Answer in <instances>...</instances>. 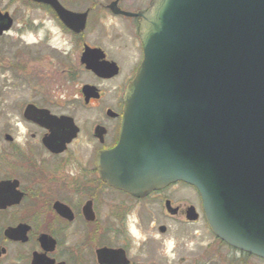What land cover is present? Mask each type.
<instances>
[{"label":"flooded vegetation","instance_id":"af4514ba","mask_svg":"<svg viewBox=\"0 0 264 264\" xmlns=\"http://www.w3.org/2000/svg\"><path fill=\"white\" fill-rule=\"evenodd\" d=\"M57 1L88 12L83 31L65 24L55 1L0 0V24L12 21L0 33V264H31L35 252L54 264H88L89 245L99 264L97 249L120 247L104 241L120 233L115 224L133 207L148 211L152 194L162 191L136 197L107 184L98 164L120 140L126 91L147 55L143 14L154 0ZM19 23V40L9 41ZM86 50L111 69L88 68ZM192 205L168 215L189 221ZM195 207L203 209L202 200ZM43 234L53 249L43 246Z\"/></svg>","mask_w":264,"mask_h":264},{"label":"water","instance_id":"95a60500","mask_svg":"<svg viewBox=\"0 0 264 264\" xmlns=\"http://www.w3.org/2000/svg\"><path fill=\"white\" fill-rule=\"evenodd\" d=\"M38 1H55L67 26L85 29L88 12ZM152 3L142 21L146 60L126 91L120 140L98 160L100 174L136 197L179 181L196 187L215 236L264 259V0ZM88 56L83 62L98 74L111 67ZM165 207L178 211L170 199ZM198 218L189 206L187 219ZM40 241L53 249L49 235ZM96 253L99 264H131L121 247ZM31 264L54 260L35 252Z\"/></svg>","mask_w":264,"mask_h":264},{"label":"rangeland","instance_id":"374dc122","mask_svg":"<svg viewBox=\"0 0 264 264\" xmlns=\"http://www.w3.org/2000/svg\"><path fill=\"white\" fill-rule=\"evenodd\" d=\"M19 27L20 23L7 37L9 41L19 40ZM30 34L28 40H33ZM78 82L73 81V89L77 90ZM166 198L172 200L174 206L194 204L199 207L201 204V197L194 187L185 182L173 183L152 194L148 211L133 207L125 220L115 224L120 233L112 234L104 241L125 248L133 264H264L263 258L246 256L222 243L211 231L202 207L198 210L201 211L199 220L187 221L184 215L169 216ZM162 225L167 227L165 232L159 230ZM87 248L88 264H94L91 260L94 245Z\"/></svg>","mask_w":264,"mask_h":264},{"label":"trees","instance_id":"16d2710c","mask_svg":"<svg viewBox=\"0 0 264 264\" xmlns=\"http://www.w3.org/2000/svg\"><path fill=\"white\" fill-rule=\"evenodd\" d=\"M220 240V239H219ZM222 243H225L224 241H221ZM243 254H246V256H252L251 254L249 253H245V252H242Z\"/></svg>","mask_w":264,"mask_h":264}]
</instances>
